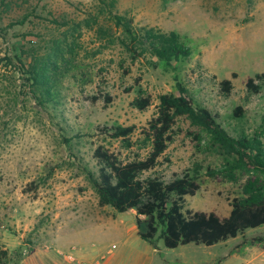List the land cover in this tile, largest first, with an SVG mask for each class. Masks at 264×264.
<instances>
[{"label": "rangeland", "instance_id": "rangeland-1", "mask_svg": "<svg viewBox=\"0 0 264 264\" xmlns=\"http://www.w3.org/2000/svg\"><path fill=\"white\" fill-rule=\"evenodd\" d=\"M110 2L0 0V250L10 264H214L227 252L261 251L264 226L227 245L169 249L160 241L155 258L137 235L136 211L101 206L87 172L98 170L99 146L122 160L145 158L159 97L178 94L177 82L231 136L264 137V87L248 99L245 86L264 73V0ZM111 11L142 29L178 33L190 61L175 68L149 55L134 59ZM225 79L234 87L228 98ZM140 90L152 103L143 111L132 106ZM131 126L132 147L112 136ZM170 137L154 171L167 180L197 171L201 189L185 210L229 215L250 175L228 172L210 137L184 118Z\"/></svg>", "mask_w": 264, "mask_h": 264}, {"label": "trees", "instance_id": "trees-1", "mask_svg": "<svg viewBox=\"0 0 264 264\" xmlns=\"http://www.w3.org/2000/svg\"><path fill=\"white\" fill-rule=\"evenodd\" d=\"M109 6L115 8L116 0H111ZM111 15L123 36L122 45L134 59L149 55L175 68L190 61L191 49L178 33L142 29L134 26L132 19L112 11ZM35 75L38 82L39 75ZM245 86L248 99L260 94L264 87V73L248 77ZM233 88L229 79L220 83V91L226 98L230 97ZM177 90L178 94L159 97L157 116L150 121L145 132L151 142V150L145 158L138 156L122 160L103 146L96 149L98 170L88 171L87 177L100 205L110 206L122 214L135 210L138 235L154 248H158L160 241L169 249L188 244L214 246L244 235L249 229L264 226V137L231 136L219 122L218 115L198 105L181 82H177ZM139 93L132 106L143 111L152 105L151 97H144L142 90ZM235 112L241 116L243 108L238 106ZM178 118L190 121L196 134L206 133L210 137L211 145L225 158L228 172L250 175L241 192L231 199L229 215L223 216L217 211L185 210L186 197L195 196L201 189L197 171L175 174L169 180L154 171L168 148L170 132ZM113 130L114 138L123 140L128 147L133 146L134 126ZM10 262L9 251L0 250V264Z\"/></svg>", "mask_w": 264, "mask_h": 264}, {"label": "crops", "instance_id": "crops-1", "mask_svg": "<svg viewBox=\"0 0 264 264\" xmlns=\"http://www.w3.org/2000/svg\"><path fill=\"white\" fill-rule=\"evenodd\" d=\"M240 236H243V235H240ZM240 236H238L236 238H232V239L236 240ZM229 240H231V239H229ZM228 241H225L222 243H225L227 245L226 242H228ZM159 250H160L159 247L154 248V253L152 255H154L155 258H156V254L159 253ZM93 253H95V252H93ZM95 254H97V253H95ZM225 259L226 260L230 259V264H264V247L261 248V251H255V253H252L250 255H246V253L243 252L242 250L238 253L236 251L231 252V253L227 252L226 255L216 258L214 260V264H217L218 262H221V264H224ZM154 262L155 261L151 262L150 264H154ZM136 264H140V261H138Z\"/></svg>", "mask_w": 264, "mask_h": 264}]
</instances>
